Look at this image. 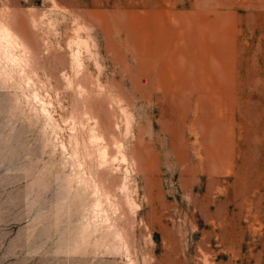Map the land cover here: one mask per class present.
Returning <instances> with one entry per match:
<instances>
[{
	"label": "rangeland",
	"instance_id": "1",
	"mask_svg": "<svg viewBox=\"0 0 264 264\" xmlns=\"http://www.w3.org/2000/svg\"><path fill=\"white\" fill-rule=\"evenodd\" d=\"M0 264H264V0H0Z\"/></svg>",
	"mask_w": 264,
	"mask_h": 264
},
{
	"label": "built area",
	"instance_id": "2",
	"mask_svg": "<svg viewBox=\"0 0 264 264\" xmlns=\"http://www.w3.org/2000/svg\"><path fill=\"white\" fill-rule=\"evenodd\" d=\"M255 1H262V0H255Z\"/></svg>",
	"mask_w": 264,
	"mask_h": 264
}]
</instances>
